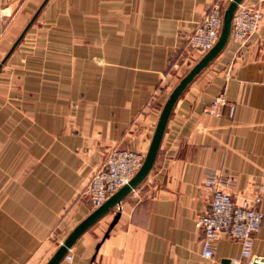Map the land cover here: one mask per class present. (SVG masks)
I'll return each instance as SVG.
<instances>
[{"label": "crops", "instance_id": "obj_1", "mask_svg": "<svg viewBox=\"0 0 264 264\" xmlns=\"http://www.w3.org/2000/svg\"><path fill=\"white\" fill-rule=\"evenodd\" d=\"M43 1L0 0L3 57ZM229 1H46L0 68V264H46L95 210L83 193L109 151L146 155L169 94L203 56L189 36ZM218 95L231 119L227 107L208 113ZM208 176L236 200L261 192L264 213V15L186 87L150 172L78 237L72 264H229L241 244L224 234L201 256ZM252 252L264 264V221Z\"/></svg>", "mask_w": 264, "mask_h": 264}, {"label": "built area", "instance_id": "obj_2", "mask_svg": "<svg viewBox=\"0 0 264 264\" xmlns=\"http://www.w3.org/2000/svg\"><path fill=\"white\" fill-rule=\"evenodd\" d=\"M222 15L221 6L213 4L189 36L187 48L199 54L209 51L217 41ZM263 15L264 0H258L256 5L242 2L232 19V39L244 45L257 31ZM0 17L8 18L9 14L0 11ZM223 107L228 108V118L231 119L235 107L223 95L215 97L207 110L214 116H220ZM143 159L144 154L139 150L114 148L109 151L105 161L92 174L84 189L83 194L90 206H101L113 193L127 184L140 169ZM203 188L210 195V209L200 214L194 222V226L202 232L201 256L211 259L215 250L214 241L224 234L241 244L239 256L230 259L229 264H255L253 241L264 221V213L260 209L261 192L252 199L236 200L221 188V183L213 176L205 179ZM72 261L73 256L67 253L60 264H72Z\"/></svg>", "mask_w": 264, "mask_h": 264}, {"label": "water", "instance_id": "obj_3", "mask_svg": "<svg viewBox=\"0 0 264 264\" xmlns=\"http://www.w3.org/2000/svg\"><path fill=\"white\" fill-rule=\"evenodd\" d=\"M47 0H44L41 5L38 7L36 12L30 18L28 23L25 25L21 33L18 35L16 40L13 42L10 49L4 55V57L0 61V68L5 63L9 55L18 45V43L23 39L24 35L26 34L27 30L39 14L40 10L44 6ZM244 0H230L225 7L222 15L221 27L220 32L217 38V41L213 45V47L205 52L201 59L197 61L189 71L180 79L177 85L169 94L167 100L165 101L160 114L159 118L151 139V143L149 145L148 151L144 156L142 165L140 169L135 173V175L128 181L127 184L122 186L119 190L113 193L101 206L95 208V210L86 218L84 219L79 225H77L70 234L66 237V239L61 243L55 253L50 257L46 264H59L63 257L68 253L71 246L74 242L78 239V237L84 233L96 220H98L102 215H104L110 209L118 207L121 201L129 194L132 193L140 183L145 179L147 174L150 172L153 163L155 161L160 142L162 140V136L168 121V118L171 114V111L186 89V87L201 73L203 69H205L225 48L226 44L228 43L230 34H231V27H232V19L237 7L243 2ZM210 209V204H209Z\"/></svg>", "mask_w": 264, "mask_h": 264}, {"label": "rangeland", "instance_id": "obj_4", "mask_svg": "<svg viewBox=\"0 0 264 264\" xmlns=\"http://www.w3.org/2000/svg\"><path fill=\"white\" fill-rule=\"evenodd\" d=\"M2 57H3V56H2V51H0V61H1Z\"/></svg>", "mask_w": 264, "mask_h": 264}]
</instances>
